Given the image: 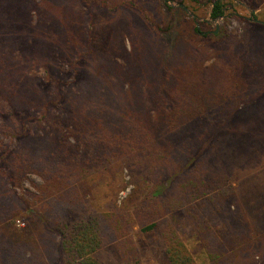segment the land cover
I'll return each mask as SVG.
<instances>
[{"label": "trees", "instance_id": "1", "mask_svg": "<svg viewBox=\"0 0 264 264\" xmlns=\"http://www.w3.org/2000/svg\"><path fill=\"white\" fill-rule=\"evenodd\" d=\"M73 1L87 10L101 4L110 11L123 7L147 11L154 0H137L141 6L136 0ZM202 2L206 10L211 9L213 21L227 16V0ZM7 4L0 1V7ZM62 4L60 1V9ZM70 17L74 23L75 13ZM158 31L171 36L168 52L160 66L147 63L140 65L139 73L127 70L115 75H123L120 80L127 83L126 90L122 87L115 96V100L125 99L120 105L110 102L107 93L100 94V104L94 105L98 87L59 91L50 99L42 85L32 82V102L27 105L23 102L26 96L19 92H0V99L10 109L0 107L4 132L18 124L27 133L26 125L32 119V155L14 151L1 155L7 183L13 189H24L29 174L43 181L37 187L39 196L13 195L0 204V264H103L96 255L111 245L119 256L116 264H142L133 237L135 227L143 233H160L170 264H198L169 218L175 213L190 220L210 264H254L257 258L264 259V230L259 231L260 224H253L250 213L238 202L225 162L226 143L222 142L242 108L264 102V26L252 18L243 39L227 33L217 36L215 49L221 67L205 71L202 89L187 78L199 68L191 66L190 74L180 76V67L173 72L163 67L176 60L177 41L171 26L158 27ZM195 33L209 37L197 27ZM4 60L0 51V63ZM104 64L101 68L109 67ZM47 76L49 81L48 68ZM81 79L85 81V74ZM100 80L96 77L85 83L97 85ZM13 91H17L15 86ZM39 103L42 116L34 120L32 107ZM125 159L145 174L151 187L133 211L100 212L94 203L92 179ZM203 200L231 231L236 250L225 249L198 206ZM35 202L53 245L34 233L14 237L3 228L22 208L35 212Z\"/></svg>", "mask_w": 264, "mask_h": 264}, {"label": "rangeland", "instance_id": "2", "mask_svg": "<svg viewBox=\"0 0 264 264\" xmlns=\"http://www.w3.org/2000/svg\"><path fill=\"white\" fill-rule=\"evenodd\" d=\"M5 1L8 3L7 6L0 7V51L5 58L4 62L0 63V92L2 95L6 93L15 95L16 92L25 95L24 105L32 102V82L42 85L50 99H55L59 91L64 93L69 89L87 91L91 87L95 89L98 87L99 91L94 95V98L96 97L94 105L100 104L102 99L98 96L102 93H107L110 102L115 101L120 105L125 99L115 100V96L119 95L117 92L122 87L126 90L127 83L120 80L123 75H115L127 70L135 72L138 70L139 73L142 64L149 63L154 67L159 65L163 55L169 50L171 36L160 33L158 27L167 26H171V33L176 36V60L163 67L170 72L180 67L178 70L180 76L190 74L191 66L199 68L191 72L187 78L194 79L198 85L197 89H202L205 87V82L202 81L205 71L221 67L222 61L215 49L219 39L217 36L220 33L221 36L227 33L236 39H243L246 25L251 23L252 18L264 26V0H227L229 3L227 16L216 21L210 18L211 9L206 10L202 6L203 0H154L151 6L147 5V11L138 7H123L110 11L109 6L101 4L87 10L79 7L73 0ZM60 1L64 2L63 9H60ZM139 1L136 0L141 6ZM72 12L75 13L74 23L70 17ZM196 27L208 33L209 37L206 39L196 35ZM105 62L109 67L101 68ZM47 68L50 73L49 81ZM97 72L100 73L99 76H96ZM84 74L86 79L82 82L81 75ZM20 77L23 79L20 80ZM96 77L103 81L100 80L97 85L85 83L88 79ZM113 79L115 81H109ZM13 86L17 91H13ZM4 97L7 99L9 96ZM1 106L5 107L4 110L10 111L0 99ZM32 109L36 113L32 116L34 120L41 118L40 103ZM1 114L0 112V159L3 153L11 151L21 156L32 155L30 129L32 119L26 125L27 133L21 130L18 124L4 132L2 128L5 122L1 119ZM224 136L222 142L226 143L227 148L225 162L232 182L237 188L238 202L244 211L250 213L251 222L260 224L259 231H262L264 102L242 108ZM2 167L4 166L0 160L2 206L4 201L13 195L22 197L28 193L39 196L37 187L43 184L39 176L29 174L24 189H13L8 185ZM91 183L94 188V203L100 212L125 209L133 211L151 187L145 174L128 159L109 166L96 175ZM30 201L32 203V198ZM198 206L224 243L225 249L236 250L237 243L223 220L209 210L205 200ZM34 208L33 213L32 208L31 210L22 208L13 219L3 225V228L14 237L26 232L34 233L38 238L48 239L53 245L50 232L41 220L40 212H36L40 208L36 202ZM169 218L179 230L196 262L210 264L207 251L185 214L175 213ZM254 235L257 237L259 234ZM133 237L139 248L142 264H170L164 254L163 239L157 230L143 233L135 227ZM96 256L103 264L119 262V256L112 245L100 250ZM254 264H264V259L257 258Z\"/></svg>", "mask_w": 264, "mask_h": 264}, {"label": "water", "instance_id": "3", "mask_svg": "<svg viewBox=\"0 0 264 264\" xmlns=\"http://www.w3.org/2000/svg\"><path fill=\"white\" fill-rule=\"evenodd\" d=\"M166 1V0H165ZM171 6H173L172 4H170ZM180 7H182L184 10H187L186 7H184L183 5L179 4ZM192 16L194 17V15L192 14Z\"/></svg>", "mask_w": 264, "mask_h": 264}]
</instances>
